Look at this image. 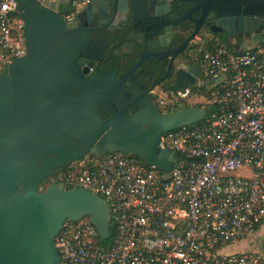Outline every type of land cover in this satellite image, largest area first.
Wrapping results in <instances>:
<instances>
[{
  "label": "water",
  "instance_id": "obj_1",
  "mask_svg": "<svg viewBox=\"0 0 264 264\" xmlns=\"http://www.w3.org/2000/svg\"><path fill=\"white\" fill-rule=\"evenodd\" d=\"M170 2L166 14L152 7L138 18L133 11V20L143 22L138 31L114 32L116 45L130 37L137 58L133 67L147 49L148 35L167 31L156 20L170 25L167 53L173 56L205 16L228 37L264 33V0ZM68 6V0H17L15 7L23 21L25 52L0 71V264H60L55 236L67 219L88 216L99 236L108 239L111 214L103 197L58 178L44 181L86 153L119 151L167 173L175 154L160 146L161 133L200 121L207 112L202 106L161 112L141 94L131 102L138 110L130 114L118 93L124 78L99 72L83 76L90 66L78 57L91 46L88 28L64 22ZM190 25L195 30L176 46ZM113 102L118 110L102 117L98 106L114 108Z\"/></svg>",
  "mask_w": 264,
  "mask_h": 264
},
{
  "label": "built area",
  "instance_id": "obj_2",
  "mask_svg": "<svg viewBox=\"0 0 264 264\" xmlns=\"http://www.w3.org/2000/svg\"><path fill=\"white\" fill-rule=\"evenodd\" d=\"M88 1L69 0L64 22ZM16 4L0 0V71L25 52ZM202 55L201 94L156 99L161 112L212 105L202 120L161 133L175 154L167 173L118 151L86 153L51 177L103 197L113 226L104 244L88 216L65 220L55 236L60 264H264L263 242L224 251L264 222V39Z\"/></svg>",
  "mask_w": 264,
  "mask_h": 264
},
{
  "label": "flooded vegetation",
  "instance_id": "obj_3",
  "mask_svg": "<svg viewBox=\"0 0 264 264\" xmlns=\"http://www.w3.org/2000/svg\"><path fill=\"white\" fill-rule=\"evenodd\" d=\"M170 1L89 0L77 13L76 20L71 23L74 27L88 28V39L91 46L78 57L83 66L85 64L90 66L83 76L87 78L94 72H99L113 73L118 80L124 78L118 93L122 99V106L126 107L130 114L138 110L135 103H131L138 95L144 94L145 99L157 106L156 99L161 95L174 93L183 85H186L185 88L191 89L196 87L202 77V65L200 66L199 62H202V53L207 49V45L214 42L226 43L232 49H242L256 43L258 36H264V33L245 32L235 37H228L225 30L214 26L213 21L208 20L205 16L204 19H201L196 30L190 25L185 31L184 37L176 41V46H178L183 38L189 37L195 30L187 44L173 56L172 53H167V49L170 48L167 45L170 25H166L164 20L161 22L156 20L157 24L166 27L167 31L160 36L148 35L147 49L142 54L141 61L133 67L137 58L131 49L130 37L124 38L119 45H116L114 32L120 27L126 28V33H130L133 29V31H138L143 22L133 20V11L136 12L138 18L148 14L152 7H158L163 14H166L169 13ZM184 7L185 3L182 2L179 7L181 17V12H184L181 10ZM58 8H63L60 1H58ZM79 13H81L80 17ZM160 45H165V47H159ZM151 46L155 49L150 50ZM85 52H89L95 57H87ZM113 104L114 108L98 106L102 117L106 118L118 110L117 104L115 102Z\"/></svg>",
  "mask_w": 264,
  "mask_h": 264
},
{
  "label": "rangeland",
  "instance_id": "obj_4",
  "mask_svg": "<svg viewBox=\"0 0 264 264\" xmlns=\"http://www.w3.org/2000/svg\"><path fill=\"white\" fill-rule=\"evenodd\" d=\"M246 46V45H244ZM264 239V222L256 231L252 232L251 235L239 242H234L227 245L224 248L225 252L233 251H246V250H257L260 248Z\"/></svg>",
  "mask_w": 264,
  "mask_h": 264
},
{
  "label": "trees",
  "instance_id": "obj_5",
  "mask_svg": "<svg viewBox=\"0 0 264 264\" xmlns=\"http://www.w3.org/2000/svg\"><path fill=\"white\" fill-rule=\"evenodd\" d=\"M262 39H264V37H262ZM257 42H259V40ZM219 47L231 49V46L229 44H226V43H215L214 42V43H211L210 45H207V49H209V50H214V49L219 48ZM201 63L202 62H199L200 66L202 65ZM193 90L196 91L197 94H201V90H199L197 87H194ZM195 105H203V106H205L208 109V112H210V110L212 109V105L209 104V103L198 102ZM63 169H65V166L62 167L60 170H63ZM50 181H51V177L50 178H47L44 181V184H47ZM67 186H71V185L67 183ZM257 228H259V226ZM110 234H111V237H112V234H113V226H111V228H110ZM109 241L110 240H106V241L104 240L103 243L104 244H107V243H109ZM263 244H264V239H263Z\"/></svg>",
  "mask_w": 264,
  "mask_h": 264
}]
</instances>
